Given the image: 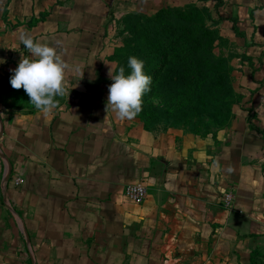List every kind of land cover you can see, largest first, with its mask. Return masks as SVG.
I'll return each mask as SVG.
<instances>
[{
	"label": "crops",
	"instance_id": "1",
	"mask_svg": "<svg viewBox=\"0 0 264 264\" xmlns=\"http://www.w3.org/2000/svg\"><path fill=\"white\" fill-rule=\"evenodd\" d=\"M40 3L55 13L53 0H0V21L25 22L32 17L27 15L42 13L35 8ZM22 30L3 29L0 37V95L7 99V77L22 59ZM256 46L264 47V34ZM88 64L81 61L76 70L69 69L70 87L49 111L35 106L30 114L27 108L33 107L10 110L3 99L0 105V157H9L3 147L11 149V142L23 148L42 176L34 179V199L55 198L61 204L55 213L67 219L75 212L85 215L72 227L82 237L76 244L80 248L65 236L61 217L45 220V229L61 230V244L71 248L67 256L56 254L51 261L264 264V111L233 112L231 123L215 135L178 143L176 136L158 137L139 128L135 118L119 120L109 113L104 121L112 80L90 77ZM10 111H18L17 116ZM137 183L146 189L145 203L123 207L119 194ZM226 191L235 196L232 212L221 203ZM21 229L28 244L23 224ZM39 260L35 255L22 264Z\"/></svg>",
	"mask_w": 264,
	"mask_h": 264
},
{
	"label": "rangeland",
	"instance_id": "2",
	"mask_svg": "<svg viewBox=\"0 0 264 264\" xmlns=\"http://www.w3.org/2000/svg\"><path fill=\"white\" fill-rule=\"evenodd\" d=\"M53 1L55 2V13H49L50 8H45L40 3L35 8L40 7L42 13L27 15L32 17L25 22L17 24L16 22L0 21V37L3 29H16L19 27L22 30L23 28V33L31 36L34 41L47 43L49 46L54 47L68 69L76 70L82 60L89 61V66L86 69V71H89L85 73H88L92 78H101L102 75L110 78L111 69L114 73L116 64L108 61V57L112 55L117 47L121 46L124 39H127L124 36V26L120 23L121 18L125 15L132 13L136 16L153 17L160 8H178L190 3L201 5L200 0ZM235 2V5H230V9L223 8L225 4H222L223 7L220 8L219 15L223 20L216 17L218 24L214 27L220 31L224 39L228 40V44L224 46L215 45L214 55L230 61L233 68V88L239 96V101L232 110V119L225 127L233 120V112L253 113L264 111V57L261 56L264 47L260 50L256 46L257 41L264 34V0H236ZM206 6L211 7L212 4L207 3ZM33 7H27V9L29 8L30 11ZM230 12L229 21L228 15ZM246 26L248 27L247 30L245 29ZM254 28L255 31H253ZM20 51L22 53H16L20 57L28 55L22 44H20ZM0 58L2 57L0 56ZM100 92L98 90L97 94ZM2 99L4 100V106L7 103L9 104L10 110H17L18 106L33 107L27 108L26 113H34V105L30 103V97L26 94H20L19 97L14 95L10 99H7L5 95H0V105L3 104ZM146 99V102L153 105H159L160 103L158 99L150 95ZM17 112L10 111L9 113L16 117L17 114L15 113ZM135 119L139 128L144 129L140 120L136 117ZM260 123L264 124V118L260 120ZM222 128L210 127L207 130H192L158 125L147 132L158 137L170 134L176 136L178 143L190 144L192 139L205 135H215ZM1 130L0 124V133ZM8 143L6 145H9ZM11 143L9 145L11 149L3 147V151L7 152L15 165L13 181L10 180L11 174H13L12 168L9 169L8 164L10 162L0 157V190L1 197L4 199L3 204L0 202V264H22L23 259L32 260L35 255H39L40 260L39 262L33 261L32 264H71L70 262L67 263L66 257H64V261H58L59 259L51 261L56 254L67 256L66 249L71 248L61 244L64 243L61 240V230L58 233V229H45V220L47 218L56 219V215L58 219L61 217V221L64 223L62 225L66 227L65 236L69 239L73 237L76 240L73 241L75 247L80 248L81 246L77 245H80L78 242H82V237L76 236L79 232L72 230V227L76 222L83 221L85 215L75 212L67 219L64 214L55 213V210H58L56 209L57 205L61 206L55 198L49 196L35 200L31 196L32 192L35 191L34 179L39 178L41 175L39 176L38 169H35L31 164L32 161L30 164L28 163L29 154H24L23 148H20L21 150L17 149ZM41 173L45 174L44 172ZM117 200L126 202H122L123 207L142 206L146 201L140 205H135L126 201V199L124 200L123 194H119ZM14 207L22 209L24 220L9 211V209L13 210ZM53 222L56 223V220ZM21 224L25 226V229L26 227L29 229L28 233L25 230L26 235L29 237L28 244H24L25 233L21 229ZM50 253H54V255L51 256ZM58 258H61V256ZM80 263L81 261L72 262V264Z\"/></svg>",
	"mask_w": 264,
	"mask_h": 264
},
{
	"label": "trees",
	"instance_id": "3",
	"mask_svg": "<svg viewBox=\"0 0 264 264\" xmlns=\"http://www.w3.org/2000/svg\"><path fill=\"white\" fill-rule=\"evenodd\" d=\"M200 1L201 5L160 8L153 17L129 13L120 20L127 39L108 61L116 64L113 74L120 67L128 71L129 57L144 62L145 74L152 80L151 91L143 96L142 111L136 118L146 131L158 125L192 130L222 128L232 119V110L239 101L232 83L233 68L228 59L215 56L213 50L216 44H228L214 27L218 24L216 17L223 20L220 8L225 4L223 8L230 9L234 1ZM207 3L212 6H206ZM10 78L7 77L6 84L9 97L25 95L23 88L11 87ZM149 95L158 99L159 105L146 102ZM7 159L13 170L10 178L13 181L15 165L10 157ZM0 202L3 204L1 190ZM13 210L24 220L21 209L14 207ZM26 230L29 232L28 227Z\"/></svg>",
	"mask_w": 264,
	"mask_h": 264
},
{
	"label": "clouds",
	"instance_id": "4",
	"mask_svg": "<svg viewBox=\"0 0 264 264\" xmlns=\"http://www.w3.org/2000/svg\"><path fill=\"white\" fill-rule=\"evenodd\" d=\"M20 44L27 51L22 56L18 67L13 70L10 84L13 89H21L30 97V103L36 109L49 111L55 107V98L62 97L69 89L70 70L54 47L47 43L34 41L31 36L21 34ZM128 71L120 67L113 74L109 73L112 83L109 86L104 121L109 120V113L119 120H132L141 111L143 96L151 91V77L145 74L144 62L132 56L128 58Z\"/></svg>",
	"mask_w": 264,
	"mask_h": 264
},
{
	"label": "built area",
	"instance_id": "5",
	"mask_svg": "<svg viewBox=\"0 0 264 264\" xmlns=\"http://www.w3.org/2000/svg\"><path fill=\"white\" fill-rule=\"evenodd\" d=\"M146 196H147L146 189L141 183L127 185L123 190L124 199L135 205L142 204L145 201ZM221 203L223 209H225L228 212H232L234 210V205H235L234 193L232 191L224 192L221 197Z\"/></svg>",
	"mask_w": 264,
	"mask_h": 264
},
{
	"label": "water",
	"instance_id": "6",
	"mask_svg": "<svg viewBox=\"0 0 264 264\" xmlns=\"http://www.w3.org/2000/svg\"><path fill=\"white\" fill-rule=\"evenodd\" d=\"M1 157H2V155H1ZM9 169H10V165H9Z\"/></svg>",
	"mask_w": 264,
	"mask_h": 264
}]
</instances>
